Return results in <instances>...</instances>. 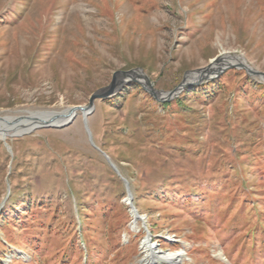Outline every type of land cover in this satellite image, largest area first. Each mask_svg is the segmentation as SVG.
<instances>
[{"label": "rangeland", "instance_id": "374dc122", "mask_svg": "<svg viewBox=\"0 0 264 264\" xmlns=\"http://www.w3.org/2000/svg\"><path fill=\"white\" fill-rule=\"evenodd\" d=\"M226 55L264 72V0H0V116L185 83L96 100L99 149L81 114L0 138V264H264V77L194 73Z\"/></svg>", "mask_w": 264, "mask_h": 264}, {"label": "water", "instance_id": "95a60500", "mask_svg": "<svg viewBox=\"0 0 264 264\" xmlns=\"http://www.w3.org/2000/svg\"><path fill=\"white\" fill-rule=\"evenodd\" d=\"M225 60L226 59L224 56L217 57L213 61H211V63L206 68L200 69L194 73L198 75H204V74L212 73L214 71H219V72L221 70L224 71L227 67H232L237 65L238 67L244 68L250 74H256L264 77V72H259L253 69L247 63L223 64ZM214 62L215 64L219 65L217 69L211 68L212 67L211 65L214 64ZM222 65H228V66L221 67ZM132 82L141 84L155 98L166 96L167 100L177 96V94L180 93L185 87V83L183 82L174 90L166 93H162L154 88V85L150 81V78L147 75H145L141 69L118 70L113 74L112 80L108 86L102 87L92 93V95L89 98L88 104L71 106L62 109L24 110L21 111V114L13 117L0 116V129L2 133L5 134L7 131L14 132L11 136L2 135V137L0 138L5 140L8 138V136L21 137L41 128H62L71 124L74 121V119L79 114H81L86 123V127L90 134L92 144H94L91 131L88 127V116L91 113H93L95 109L96 100L110 98L116 95L125 85ZM94 146L98 148L95 144ZM109 162L115 168L117 173H119V170L114 166V164L111 161ZM129 196L132 197L130 191H129Z\"/></svg>", "mask_w": 264, "mask_h": 264}, {"label": "bare ground", "instance_id": "6f19581e", "mask_svg": "<svg viewBox=\"0 0 264 264\" xmlns=\"http://www.w3.org/2000/svg\"><path fill=\"white\" fill-rule=\"evenodd\" d=\"M224 57L226 60L223 62V64L231 63V61L237 62V63H246L245 59L243 57H240V56H231V55L227 56L226 55ZM211 66H212L211 67L212 69H217L219 65L215 64V62H214V64H212ZM190 77H192V76H190ZM9 117H13V116H9ZM13 133H14L13 131H7L5 134H3L1 129H0V137H2V135L11 136ZM131 198H129V199L131 200ZM152 244L153 243H151V242L148 243V240H146L144 242L143 249H144L145 255H144V258L142 260V264H165L164 262H169L171 264H182L184 256H185L184 251L170 252V253L161 252L159 250H156L157 248L153 247L154 244L153 245Z\"/></svg>", "mask_w": 264, "mask_h": 264}, {"label": "trees", "instance_id": "16d2710c", "mask_svg": "<svg viewBox=\"0 0 264 264\" xmlns=\"http://www.w3.org/2000/svg\"><path fill=\"white\" fill-rule=\"evenodd\" d=\"M197 91V90H196Z\"/></svg>", "mask_w": 264, "mask_h": 264}]
</instances>
